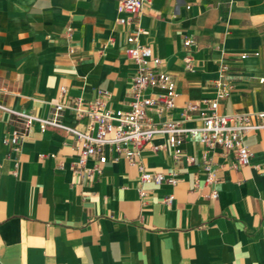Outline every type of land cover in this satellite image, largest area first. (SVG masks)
<instances>
[{
	"label": "crops",
	"instance_id": "0c3cea01",
	"mask_svg": "<svg viewBox=\"0 0 264 264\" xmlns=\"http://www.w3.org/2000/svg\"><path fill=\"white\" fill-rule=\"evenodd\" d=\"M121 16L118 0H0V104L45 118L62 103L61 119L78 129L87 123L71 109L78 99L128 110L137 65L125 49L136 34L175 81L171 119L182 120L188 101L216 97L223 114L264 112V0H144L131 24ZM183 124L201 122L193 114ZM13 129L0 109V264H264V129L245 136L252 157L239 168L196 137L176 160L157 137L166 144L158 151L149 145L130 159L105 146L106 161L91 157L83 169L64 130L35 125L12 147ZM142 172L178 181L143 182Z\"/></svg>",
	"mask_w": 264,
	"mask_h": 264
},
{
	"label": "built area",
	"instance_id": "2783aa9c",
	"mask_svg": "<svg viewBox=\"0 0 264 264\" xmlns=\"http://www.w3.org/2000/svg\"><path fill=\"white\" fill-rule=\"evenodd\" d=\"M143 1L118 0V11L122 14L118 23L131 24L141 11ZM127 43L125 54L137 65L136 74L133 77V97L128 110L105 109L101 98L88 102L78 99L71 109L78 119H87L84 129H78L76 126L65 124L61 119L65 109L62 103L53 104L50 115L45 118L0 104V109L14 116V129L8 137L10 146L17 147L26 133L36 125L40 132L48 128L62 129L77 143L79 151L75 166L79 169H83L86 161L91 157L96 158L98 163H104L106 161L103 152L105 146L114 147L130 159L139 157L149 145L151 150L158 151L166 144H154L157 137L166 138V143L174 148L176 160L181 158L180 145L187 138L196 137L209 150L218 147L232 153L236 168L250 164L252 154L244 144V138L249 132L264 129V112L223 114L218 110L219 103L216 97L203 101H188L183 107L182 120L171 119L168 113L175 106L176 96V84L173 77L160 68L161 60L153 54L150 47L137 42L136 34H130ZM191 43V39L184 41L187 48ZM240 57L243 58L244 55ZM184 61L186 69H192V58L189 52L184 56ZM148 62L152 63L154 68L149 67ZM226 70L225 66L221 68L222 76ZM148 90L154 91L153 94L149 95ZM60 91L63 93L64 87H61ZM228 95L229 91L223 90L220 93L221 97ZM193 114H196L201 125L185 126L183 121L189 120ZM162 116L165 118L155 120V117ZM186 160L188 163H194L195 159L187 156ZM95 170L98 168L96 167ZM203 171L205 183L209 186L214 185L216 174L213 164L207 158V152L203 154ZM140 178L143 182H153L157 185L162 183L175 185L178 181L176 175L170 172H142ZM210 197H217L215 189H212ZM172 200L173 195H169L165 202L170 205Z\"/></svg>",
	"mask_w": 264,
	"mask_h": 264
}]
</instances>
